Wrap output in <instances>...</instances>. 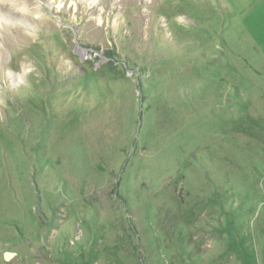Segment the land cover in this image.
Listing matches in <instances>:
<instances>
[{
  "label": "rangeland",
  "instance_id": "374dc122",
  "mask_svg": "<svg viewBox=\"0 0 264 264\" xmlns=\"http://www.w3.org/2000/svg\"><path fill=\"white\" fill-rule=\"evenodd\" d=\"M22 1L0 264H264V0Z\"/></svg>",
  "mask_w": 264,
  "mask_h": 264
},
{
  "label": "bare ground",
  "instance_id": "6f19581e",
  "mask_svg": "<svg viewBox=\"0 0 264 264\" xmlns=\"http://www.w3.org/2000/svg\"><path fill=\"white\" fill-rule=\"evenodd\" d=\"M1 1H6V0H1ZM7 1H14L15 4H17V6H18L19 4H21V5L18 6L19 9H21V10H23V11H26V10H27L26 6H24V5H25L24 1H22V3H20V0H7ZM2 11H3V8L0 6V17L3 18L4 13H2ZM7 14H8V13H7ZM10 14H11V13H10ZM13 15H14V13H13ZM4 16H5V15H4ZM5 17H6V16H5ZM0 20H2V19H0Z\"/></svg>",
  "mask_w": 264,
  "mask_h": 264
}]
</instances>
